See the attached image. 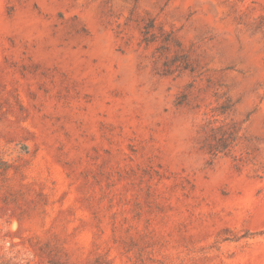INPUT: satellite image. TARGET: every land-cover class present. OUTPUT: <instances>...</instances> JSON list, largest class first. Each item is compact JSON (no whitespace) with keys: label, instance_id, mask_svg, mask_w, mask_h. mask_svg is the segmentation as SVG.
Here are the masks:
<instances>
[{"label":"rangeland","instance_id":"374dc122","mask_svg":"<svg viewBox=\"0 0 264 264\" xmlns=\"http://www.w3.org/2000/svg\"><path fill=\"white\" fill-rule=\"evenodd\" d=\"M0 264H264V0H0Z\"/></svg>","mask_w":264,"mask_h":264}]
</instances>
